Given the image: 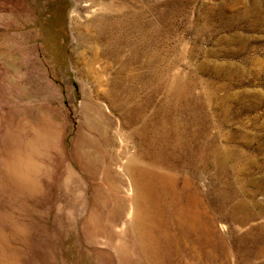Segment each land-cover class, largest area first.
<instances>
[{"label":"rangeland","instance_id":"1","mask_svg":"<svg viewBox=\"0 0 264 264\" xmlns=\"http://www.w3.org/2000/svg\"><path fill=\"white\" fill-rule=\"evenodd\" d=\"M0 264H264V0H0Z\"/></svg>","mask_w":264,"mask_h":264}]
</instances>
